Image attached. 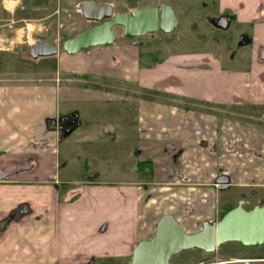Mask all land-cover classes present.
Masks as SVG:
<instances>
[{
  "label": "crops",
  "instance_id": "obj_1",
  "mask_svg": "<svg viewBox=\"0 0 264 264\" xmlns=\"http://www.w3.org/2000/svg\"><path fill=\"white\" fill-rule=\"evenodd\" d=\"M4 1L11 0L1 3ZM19 1L24 2L13 0L12 7L2 10L10 9L13 15ZM24 15L17 20L28 19ZM259 29L264 31V24ZM91 48L75 54H56L54 74L0 79V172L28 166L0 179V183L42 182L48 180L39 176L44 172L56 176L60 167L57 145L66 136L62 137L61 131L53 128V120L63 114L76 113L79 124L75 129H80L78 138L84 150L103 151L112 147L134 153L133 163L140 177L134 180L135 226L125 234L130 235L124 236L121 243L112 239L93 244L91 249H87L91 246L89 241L93 242L91 237L79 243L72 241L73 251L69 254L84 257L87 264H95L103 257L129 258V264L133 247L139 240L153 235L156 221L166 213L174 215L184 231L193 232L192 227L216 218L214 210L220 190L215 183L220 175L229 178L231 189L224 193L233 188L239 192L256 190L259 197V192H264V115L239 117L229 108L233 104L231 91L238 87L245 88L246 100H252V87L262 85L257 70L225 81L202 84L197 81L196 95L188 98L183 90L169 88L173 84L167 80L168 69L170 65L179 69L181 64L177 63L179 60L171 63L166 56L176 53L168 52L160 62L153 63L144 60L150 57L149 53L141 55L139 47L127 40ZM97 77L104 79L96 80ZM167 82L169 87H165ZM206 87L212 90L204 93ZM154 88L164 92L158 95L161 98H145L147 92H153L147 90ZM213 88H222L223 95L214 93ZM221 104L227 107H220ZM98 144L104 145L100 148ZM101 180L93 178V181ZM21 188L12 185L0 190V219L8 216L17 202L25 204L28 210H47L40 211L38 218L48 215L50 234L59 232L62 226L61 206L71 204L74 195L82 191V188L68 189L63 195L64 203L54 194L52 203L40 194L35 198L36 204L31 205ZM125 192H121L122 197ZM21 219L23 216L0 232V253L12 247L5 235L13 227L31 225L29 220L22 224ZM94 228L91 224L78 236H88ZM49 237L40 244L47 248L45 252L52 247L44 242ZM27 247L26 244L25 254ZM24 257L21 254L15 260ZM201 261L204 260L199 257L183 264ZM241 264H264V255L249 256Z\"/></svg>",
  "mask_w": 264,
  "mask_h": 264
},
{
  "label": "rangeland",
  "instance_id": "obj_2",
  "mask_svg": "<svg viewBox=\"0 0 264 264\" xmlns=\"http://www.w3.org/2000/svg\"><path fill=\"white\" fill-rule=\"evenodd\" d=\"M13 3V0L9 2L4 1L3 3L0 0V47H5L0 48V79L26 78L28 76L45 77L54 74L56 70L55 55L63 52L61 42H58V39L59 37L67 39L71 36L72 32L70 22L72 17L69 15L73 11L71 0H45V2L42 0H24L23 3H20V1L17 3L13 15L10 9L2 10V8L12 7ZM24 13V16L28 17V19L17 20ZM48 14L51 15L48 16ZM81 24L82 22H79L80 27ZM194 37L196 39L194 42L189 41L177 43L174 46H165L162 48H168L169 50L162 49L161 51H156V56L144 58V60L150 61L158 60L164 54L176 51V54H168L166 56L171 63L174 60H191L192 65H180L181 68L179 69H172V65H170L168 69L170 77L167 80L173 86L169 87V82L165 85V87H169L170 89L183 90V93H186L188 98L196 95L197 81L202 84L213 80L225 81L241 78V74L257 65L249 66L246 61L243 64L236 63L225 65L224 67L198 65L199 59L202 56V53L198 49L205 47L200 46L196 35ZM170 38L175 39L176 36H171ZM191 39L192 37L190 36L189 40ZM38 40H46L52 44L59 45L57 47L59 51L51 56L31 57L29 55V47ZM191 54L194 55L191 57ZM235 60L238 62L239 58ZM254 70L256 71L255 67ZM95 79L101 80L104 77H97ZM261 82L262 85L257 89L261 98L260 102L253 103L260 107L264 104L263 77L261 78ZM180 84L182 85L180 86ZM140 88L144 89L146 87ZM261 88L263 89L262 93L260 92ZM213 89V92L217 95H223L222 88ZM211 90L206 87L204 93H208ZM147 91L153 92H147L146 95L144 94V97L156 100L161 98L158 95L164 93L163 91L156 90V88ZM174 93L176 92L174 91ZM236 96L234 95V97ZM229 108L261 114L260 109H255L254 106L246 104L243 101H236ZM78 111L81 114V108H78ZM79 132L80 129H75L57 145L60 167L55 177L47 176V173L44 172L40 173L39 176L48 177V180H43L42 182H25L20 180L13 183H0V190L3 188L7 190L12 185L22 187L21 189L26 191V198L30 201L31 205L36 204L35 198L40 194H44L45 198H50L51 203L53 202L52 195L54 194L60 199L61 203H64L66 200L63 195L68 189L82 188V191L78 195L73 194L74 197L71 204L61 206L59 222L62 226H60L59 232L54 231L50 234L51 231L47 228L48 215L39 220L40 211L44 213L47 210H28L24 212L21 223H26L29 220L31 221V225L26 226L23 224V227H13V230H10L5 235L8 237L7 243L10 246L12 245V247L3 254L0 253V264H80L81 262L87 264L84 261V257L77 258L75 255L69 254V252L73 251L72 241L79 243L81 240H88L91 237L93 242L89 241L91 246L87 247V249H91L93 244H104L112 239L115 242L121 243L123 239L130 235L125 234L130 232L128 228L135 226L133 224L135 222L136 210L134 191V187L136 186L134 180H137L138 176L140 177L133 163L134 153L128 149H113L112 147H105L103 151L84 150L78 138ZM103 145L98 144L100 148ZM86 163L88 166L85 165ZM15 168L17 167L10 168L9 170ZM43 170H46V168L44 167ZM27 176L30 177V175ZM93 178L102 180L93 181ZM142 178H145V176L143 175ZM124 190L128 194L125 192V196L122 197L121 192ZM238 196L239 191L235 188L228 193L222 194L224 200L226 199L232 204ZM262 196L264 197L263 194ZM20 205L21 203L17 202L14 208ZM251 205L248 204L247 207ZM69 207L70 210H67ZM123 209H125L124 212H121ZM223 209L224 207H222V210H214L216 217L214 220L221 218V214L225 211ZM80 211H82L81 215H79ZM2 220L0 219V224ZM91 224L95 228L90 235L78 236L82 232L85 233L84 230ZM200 227H192L191 231H196ZM48 235H50L49 239L44 242L46 245L50 244L52 247L45 252L47 248L40 247V244ZM124 236L125 238H123ZM51 242H53L54 246ZM26 244L28 247L25 254ZM109 246H111L110 243ZM203 252L201 253L198 249L181 251L171 257L172 264H183L199 257L204 258V260H211L215 257L263 256L264 244L249 247L235 241H230L221 244L215 252ZM21 254L25 257L16 261L15 259ZM128 262L129 258L103 257L98 258L95 264H127Z\"/></svg>",
  "mask_w": 264,
  "mask_h": 264
},
{
  "label": "flooded vegetation",
  "instance_id": "obj_3",
  "mask_svg": "<svg viewBox=\"0 0 264 264\" xmlns=\"http://www.w3.org/2000/svg\"><path fill=\"white\" fill-rule=\"evenodd\" d=\"M71 2L73 11L69 15L72 17L70 20L72 32L69 38L110 20L112 15L116 13L131 15L132 10L148 9L150 13L156 14L157 23L153 31H146L141 35L127 37L124 36V26L116 24L111 27V30L116 34L113 42L127 40L130 44L139 47L141 55L149 53V58H151L156 56V51L168 49L162 47L174 46L177 43L189 41L194 42L196 40L194 35H196L198 37L197 42L200 43V46L205 47L198 49L202 53L198 65L224 67L225 65L236 63L243 64L246 61L249 66L257 64L247 71L254 70L255 67L261 78H264V31L259 29L260 25L264 24V0H71ZM83 2L101 6L100 8L86 11V14L94 18H87L83 15L81 8V3ZM107 5H110V8ZM108 10H110V16H103ZM79 22H82L81 27ZM161 22L163 27L160 26ZM171 36H176V38H170ZM190 36L192 37L191 40H189ZM63 40L65 39L59 37L58 42H61L62 45ZM56 46L58 47L59 45ZM90 49L92 48L85 50ZM171 53L177 52L173 51ZM194 54H191V57ZM164 56L166 55L164 54ZM164 56L151 62H160ZM236 58H239L238 62L235 60ZM177 63L192 65L191 60L178 61ZM257 89L258 87H252L253 97L251 101L246 100L248 96L245 95V88L239 89L238 87L237 90H232L231 94H234L232 95L231 103L243 101L246 104H251L255 109H260L261 114H253L250 111L237 109H234L233 113L239 117H259L264 115V104L261 107L253 104L254 102H260L261 99ZM262 90L261 88V93ZM234 95L237 96L234 97ZM256 98H259V100H254ZM207 103L209 104V102ZM220 107L227 106L221 104ZM220 176L227 178V180L229 179L226 175ZM222 183L218 181L215 183L217 190H220L218 192L220 195L217 197L218 205L216 210H221L222 207L229 210L236 206L239 200L244 201V208L250 209L252 206L247 207L248 204L254 205L264 199L262 196L264 192H259V197H256V190L240 191L239 196L232 204L222 197L225 191L231 189L229 182ZM14 209L2 220L0 232L10 222L18 220L24 215V213L18 215V210ZM27 211L24 210V212Z\"/></svg>",
  "mask_w": 264,
  "mask_h": 264
},
{
  "label": "water",
  "instance_id": "obj_4",
  "mask_svg": "<svg viewBox=\"0 0 264 264\" xmlns=\"http://www.w3.org/2000/svg\"><path fill=\"white\" fill-rule=\"evenodd\" d=\"M100 7L93 3H81L83 15L87 18L94 17L86 14V11ZM107 7L110 8V5ZM103 16H110V10ZM162 16L163 13L161 19ZM156 23V14L150 13L148 9L132 10L131 15L116 13L110 20L63 40L62 50L67 54H75L90 47L111 44L116 38L111 27L116 24H122L124 36L131 37L153 31ZM160 26L163 27L162 22ZM57 52V46L46 40H38L29 47V55L33 58L51 56ZM78 124L75 112L60 115L53 120V128L59 129L62 136H67ZM23 169H28V166L0 172V179ZM223 178L225 177L219 176L217 181L220 183L228 181L227 178ZM243 202L239 200L236 206L227 210L218 220L203 221L200 229L193 232L184 231L170 213L160 216L156 221L153 235L139 240L133 247L130 264H170L171 257L181 251L197 248L205 252H214L221 244L230 241L239 242L244 246L264 244V201L250 209L244 208ZM14 210H18L17 214L22 215L28 208L22 204Z\"/></svg>",
  "mask_w": 264,
  "mask_h": 264
},
{
  "label": "built area",
  "instance_id": "obj_5",
  "mask_svg": "<svg viewBox=\"0 0 264 264\" xmlns=\"http://www.w3.org/2000/svg\"><path fill=\"white\" fill-rule=\"evenodd\" d=\"M237 261H238L237 259L215 260L208 264H236ZM200 264H204V263H200Z\"/></svg>",
  "mask_w": 264,
  "mask_h": 264
},
{
  "label": "trees",
  "instance_id": "obj_6",
  "mask_svg": "<svg viewBox=\"0 0 264 264\" xmlns=\"http://www.w3.org/2000/svg\"><path fill=\"white\" fill-rule=\"evenodd\" d=\"M264 201V200H263ZM263 201H261V202H257V203H255L254 205H256V204H262L263 203ZM254 205H251L252 207L254 206ZM250 206V207H251ZM222 210V209H221ZM223 210H225L221 215H223L226 211H227V209L226 208H224ZM201 253H204L203 252V250H200V249H198ZM205 253H212V252H205ZM257 257V256H256ZM203 260H204V258H203Z\"/></svg>",
  "mask_w": 264,
  "mask_h": 264
}]
</instances>
